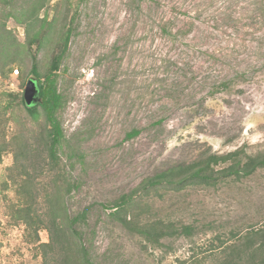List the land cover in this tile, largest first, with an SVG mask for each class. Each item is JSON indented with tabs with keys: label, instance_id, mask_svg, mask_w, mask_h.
Masks as SVG:
<instances>
[{
	"label": "rangeland",
	"instance_id": "374dc122",
	"mask_svg": "<svg viewBox=\"0 0 264 264\" xmlns=\"http://www.w3.org/2000/svg\"><path fill=\"white\" fill-rule=\"evenodd\" d=\"M30 1L10 6L16 12ZM47 2L42 15L64 17L74 27L58 78L66 96L58 113L63 163L57 171L41 169L44 116L34 118L21 101L35 78L33 54L23 50L9 73L0 72V121L8 110L9 133L25 134L20 163L13 152L0 162V264L66 259L60 248L41 247L50 241L45 225L29 228L19 219L12 176L27 172L32 216L49 212V196L71 215L88 208L80 231L96 264H218L220 239L264 222V169L219 188L151 194L152 218L198 228L193 239L168 238L164 247L127 229L111 215L112 206L145 178L204 152L264 154V0ZM10 10L0 0V19L24 43L25 25ZM61 37L57 29L38 52L43 73ZM134 127L140 134L127 139ZM69 181L77 188L66 193Z\"/></svg>",
	"mask_w": 264,
	"mask_h": 264
},
{
	"label": "trees",
	"instance_id": "16d2710c",
	"mask_svg": "<svg viewBox=\"0 0 264 264\" xmlns=\"http://www.w3.org/2000/svg\"><path fill=\"white\" fill-rule=\"evenodd\" d=\"M5 1L11 9L9 15L25 25L26 39L24 43L19 42L6 23L0 19V72L4 75L9 73L12 65L17 63L18 56L24 52L23 50H29L33 54L30 72L35 75L34 79L39 85L41 101L32 105L26 104L24 98L21 101L34 118L44 116L41 139L42 152L45 155H43L41 169L45 167L46 170L57 171L63 163L60 152L66 139L58 118L59 111L66 103V96L59 90L58 78L74 33V27L71 25L73 21L67 23L63 21L64 17L60 19L58 15L53 19H50L48 14L42 15L41 11L48 4L47 0H32L29 2L32 4L26 9L25 7L16 9V12L10 6L13 0ZM19 10L23 11L18 14ZM57 29L63 38L61 37L57 50L53 52L49 69L43 73L38 65L37 55L43 47H47L53 41ZM218 83L221 86L224 82L218 81ZM10 121L11 114L8 115V110H2L0 162L6 153L13 152L15 163L19 164L21 160L19 153L24 148L25 134L9 133ZM140 132V128L134 127L127 133L126 138L133 139ZM262 169H264V154H248L241 148L226 153L207 151L196 160L169 167L145 178L138 187L113 202L111 215L120 218L127 229L143 237L153 247H164V240L168 238L193 239L198 233V228L193 224L151 217L147 206L150 205L148 200L151 194H159L164 188L176 192H182L188 188H219L231 182H242ZM26 175L29 173L21 174L20 177L12 176L20 200L19 219L29 228L45 225L50 233V241L41 243V247L47 250L60 248L66 256L62 264H96L85 245L83 232L80 231V226L88 220V208L71 215L67 212L63 201L60 202L57 196L56 198L49 196L50 200L47 202L49 212L42 216H32L34 203L29 200L31 193H26L25 185L29 177ZM75 188L77 184L69 181L65 192L70 193ZM144 213L148 218L142 215ZM231 233L232 238L220 239L219 247L222 255L218 264H264V222L259 226H250Z\"/></svg>",
	"mask_w": 264,
	"mask_h": 264
},
{
	"label": "water",
	"instance_id": "95a60500",
	"mask_svg": "<svg viewBox=\"0 0 264 264\" xmlns=\"http://www.w3.org/2000/svg\"><path fill=\"white\" fill-rule=\"evenodd\" d=\"M24 100L28 105L36 104L41 101L40 89L36 79L30 78L28 80Z\"/></svg>",
	"mask_w": 264,
	"mask_h": 264
}]
</instances>
